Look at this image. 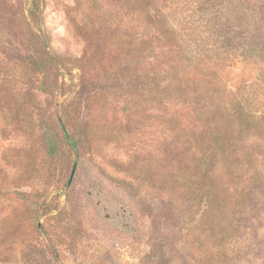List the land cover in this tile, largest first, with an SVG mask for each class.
<instances>
[{
    "label": "rangeland",
    "instance_id": "1",
    "mask_svg": "<svg viewBox=\"0 0 264 264\" xmlns=\"http://www.w3.org/2000/svg\"><path fill=\"white\" fill-rule=\"evenodd\" d=\"M133 1L0 0V264H264V142L231 175L213 161L234 252L209 258L202 190L183 196L189 162L167 153L171 118L205 146L207 128L192 102L140 98L154 71L215 70L204 95L262 112L264 0Z\"/></svg>",
    "mask_w": 264,
    "mask_h": 264
},
{
    "label": "trees",
    "instance_id": "2",
    "mask_svg": "<svg viewBox=\"0 0 264 264\" xmlns=\"http://www.w3.org/2000/svg\"><path fill=\"white\" fill-rule=\"evenodd\" d=\"M133 2L140 11H144L148 5L152 4L153 0H134ZM262 10L255 11L261 13ZM182 44L183 40L179 42V46L181 47ZM178 57L179 60L192 62V59L187 57L184 52L179 53ZM141 62L143 61L140 60V66ZM199 73L202 75L200 80L189 81L182 78L179 71L173 66H171V70H164V73L154 71L151 75V85H143L140 81V98L154 104L160 110L166 107V103H194V117L198 123L207 128L209 144L203 145L199 136L194 132L179 131V124L174 118H171L168 121V127L171 129L170 134H173L171 142H175L178 146H175V149L168 148L167 153L174 150L176 154L189 162L185 172H181L182 174L180 171L176 172L180 177L179 184H182L183 196L194 200L198 192L202 190L201 196H204L206 202L205 208L202 209V215H205L206 220L205 217L204 220L207 222H205L207 239H205L206 246H204L206 255L211 258L222 252L227 258L234 252L229 246L233 237L227 231L222 219L226 204L222 194L228 190L229 183H221V177L212 170L213 161H218L226 175L234 173L238 165L236 162L239 161L242 154L245 157L249 155L247 140L255 136L264 142V109L261 112L259 108L249 107L239 91L221 90L217 99L212 101L214 94L209 96L204 94L210 91L207 84H212V81L208 83L207 79L217 71L202 69L199 70ZM173 80L184 89L180 97L176 92L161 89L162 87L158 84L168 82V85ZM204 96L208 97L206 102H204ZM65 136L70 146L76 150L77 142L67 130H65ZM170 157L168 155V159ZM248 157L250 159L251 155Z\"/></svg>",
    "mask_w": 264,
    "mask_h": 264
}]
</instances>
